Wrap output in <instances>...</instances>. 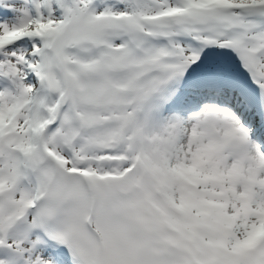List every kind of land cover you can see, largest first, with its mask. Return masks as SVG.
Instances as JSON below:
<instances>
[{
    "label": "snow or ice",
    "instance_id": "snow-or-ice-1",
    "mask_svg": "<svg viewBox=\"0 0 264 264\" xmlns=\"http://www.w3.org/2000/svg\"><path fill=\"white\" fill-rule=\"evenodd\" d=\"M0 264H264V0H0Z\"/></svg>",
    "mask_w": 264,
    "mask_h": 264
}]
</instances>
